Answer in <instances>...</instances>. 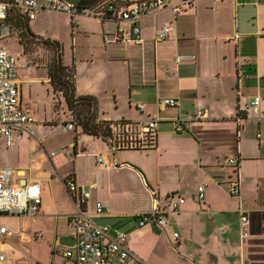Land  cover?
Instances as JSON below:
<instances>
[{
  "label": "crops",
  "instance_id": "crops-1",
  "mask_svg": "<svg viewBox=\"0 0 264 264\" xmlns=\"http://www.w3.org/2000/svg\"><path fill=\"white\" fill-rule=\"evenodd\" d=\"M39 3L44 9L27 19L30 30L62 42L65 56L70 47L73 62L65 64L75 68L76 93L96 97L99 120L137 123L155 115L160 121L156 146L117 152L107 139L81 127L68 129L72 117L55 109V100L67 108L64 97L54 92L48 67L22 63L29 44L20 40L23 28L13 24L19 32V51L10 50L19 63V103L33 114L34 132L42 123L60 122L74 131L66 146L52 149L37 135L31 141L35 155L27 162L12 160L4 151L21 152L31 134L11 147L0 140L1 163L13 169L14 182L41 181L40 213L21 217L25 239L36 233L48 239L46 245L47 240L34 239L32 244L47 249L48 258L36 251L32 264L69 262L64 252L76 242L69 177L90 189L93 201L110 208L93 220L109 224L113 234L126 231L129 248L146 264H264V99L258 108L251 105L255 95H264V0H191L177 15L166 8L141 19L136 42L105 40V33L129 27L127 21L79 15L75 23L71 14L51 9L46 0ZM165 25L173 29L158 40ZM11 33L5 19L0 21V44L6 46L2 40ZM180 54L195 57L177 62ZM165 97L177 98L179 105L161 106L159 99ZM199 109L204 117L194 119ZM177 119L189 120L188 126L179 129ZM99 154L108 166H99ZM232 156L240 160L239 196L230 192L237 178L228 164ZM199 184L206 187L204 200L198 198ZM153 189L165 205L186 199L179 211L168 208L166 228L154 221L139 224V216L152 209ZM242 215L249 218L248 236L243 235ZM16 240L21 238L14 235L3 248L10 257L14 251L12 264H29L14 249Z\"/></svg>",
  "mask_w": 264,
  "mask_h": 264
},
{
  "label": "built area",
  "instance_id": "built-area-1",
  "mask_svg": "<svg viewBox=\"0 0 264 264\" xmlns=\"http://www.w3.org/2000/svg\"><path fill=\"white\" fill-rule=\"evenodd\" d=\"M51 9L65 12L73 16V21L78 23L77 16L92 15L104 18L127 21L129 27L118 26L114 35L105 33V40L112 38L117 41H139L141 39V19L157 14L159 11L171 8L174 13L180 14L185 10V5L191 0H98L92 4H73L67 0H46ZM14 7L20 14L28 19H34L44 7L39 0H0V21L4 20L9 9ZM172 25L163 26L157 34L158 40L167 38ZM195 55L180 54L176 61L192 59ZM19 70L15 55L4 45L0 44V140L4 139L7 146L14 145L16 139L24 137L25 134L35 135L33 124L35 118L31 112L26 111L19 103ZM264 99L263 94H257L251 100V105L258 108ZM161 106H178L177 98L165 97L159 99ZM137 107L144 111L145 105L138 103ZM204 111L199 109L194 119L203 118ZM159 118L152 116L140 122H128L126 120L113 121L112 133L107 141L113 152L123 149H145L156 146L153 139L158 136ZM179 129L186 128L189 120H176ZM68 129H75V122L70 120L65 125ZM56 151L51 153L55 155ZM100 167L108 166L103 154L98 155ZM228 164L235 167L237 178L230 186V192L239 196L240 188V160L232 156ZM66 187L69 196L75 204V211L71 214V222L76 227L75 245L65 250L64 255L69 258L67 264H146L137 257L128 246V235L124 230L115 234L111 233L109 224H99L93 220V215H105L110 208L102 200H92V192L77 183L73 178L66 179ZM199 200L206 196L205 184L197 187ZM154 194L152 209L139 216L141 226L154 221L160 227L166 228L169 225L168 208L172 211H179L185 203L184 197L172 199L168 205L162 204ZM42 202L41 181L34 179L19 183L13 181V169L3 166L0 154V264H12V258L8 255L3 245L14 235L25 239V233L21 225L22 216L36 217L40 213ZM7 218L15 219L14 223L7 221ZM241 223L243 235H249V218L242 215ZM179 233L174 232L178 237Z\"/></svg>",
  "mask_w": 264,
  "mask_h": 264
},
{
  "label": "trees",
  "instance_id": "trees-1",
  "mask_svg": "<svg viewBox=\"0 0 264 264\" xmlns=\"http://www.w3.org/2000/svg\"><path fill=\"white\" fill-rule=\"evenodd\" d=\"M98 0H83L82 5H88ZM12 15L5 18V21L12 29L13 24L17 27H22L20 40L24 46L32 41H38L44 47L51 49L54 52V58L48 65L51 84L55 93L61 94L67 104L68 112L75 122V129L81 127L82 131L87 134L99 136L104 139L110 137L113 129V121L99 120L98 118V102L96 97L92 95H78L75 85V68L71 65H66L63 61L64 47L62 42L51 38H44L36 35L30 30L27 17L20 14L17 9L11 6L9 10ZM15 18H21L22 23L13 22ZM11 21V22H10ZM75 118V119H74ZM153 144H157V139H153Z\"/></svg>",
  "mask_w": 264,
  "mask_h": 264
},
{
  "label": "rangeland",
  "instance_id": "rangeland-1",
  "mask_svg": "<svg viewBox=\"0 0 264 264\" xmlns=\"http://www.w3.org/2000/svg\"><path fill=\"white\" fill-rule=\"evenodd\" d=\"M54 10V9H53ZM15 26H12V33H11V40L10 38L8 40H2V43L5 44L9 50L12 51L13 54H16L19 51V43L17 42L19 39V32L14 29ZM14 37V38H12ZM28 50H27V60L22 61V63L25 65L26 63L33 64V65H44L48 67V65L52 62L54 58V52L51 49H48L44 47L43 45L40 44L38 41H32L28 45ZM63 61L64 63H72L73 62V56L71 53V49L69 47L68 50H66V56H65V48H64V53H63ZM19 64V63H18ZM56 95H59L56 93ZM56 97V96H55ZM55 109L57 112H60L62 116L64 117V112L67 113V117L71 118V114L68 112L67 108L65 107V103L62 101V103H58L57 100H55ZM47 112H52V108L49 107ZM75 119V118H74ZM52 123V122H51ZM42 127L40 128V131L37 132L35 130V136H26L23 142L24 144L21 143V152H17L16 150H12L13 148H9L6 151V155H8L9 158L12 160H15L16 158H21V161H31V159L35 155V150H33V147L31 146V141L32 139H37V135H40L44 141H46L50 146L51 149L54 147H63L68 144V141L72 139L74 131H67L64 128V125L62 122L58 124H43L41 125ZM39 133V134H38ZM20 144V143H19ZM16 148V146L14 147ZM34 154V155H33ZM64 156V155H63ZM32 230L33 227H29V230ZM34 237V238H33ZM31 236V238L26 239L24 242H21L20 240L13 241L14 249L18 250L20 253V257L23 262L32 264L34 262V257H36V251L42 253L41 256H43L45 261H47L48 254H47V249L42 248L38 249L37 245H33L32 243L35 240H42L46 241L45 245L48 243L47 236L44 234H38L36 233L34 236ZM28 240V241H27ZM14 254V251H13ZM13 254H11V257H14Z\"/></svg>",
  "mask_w": 264,
  "mask_h": 264
},
{
  "label": "water",
  "instance_id": "water-1",
  "mask_svg": "<svg viewBox=\"0 0 264 264\" xmlns=\"http://www.w3.org/2000/svg\"><path fill=\"white\" fill-rule=\"evenodd\" d=\"M73 4H81L83 0H67ZM26 182V181H25Z\"/></svg>",
  "mask_w": 264,
  "mask_h": 264
}]
</instances>
